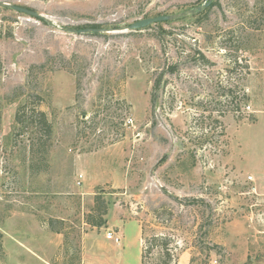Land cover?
Segmentation results:
<instances>
[{
    "label": "rangeland",
    "instance_id": "1",
    "mask_svg": "<svg viewBox=\"0 0 264 264\" xmlns=\"http://www.w3.org/2000/svg\"><path fill=\"white\" fill-rule=\"evenodd\" d=\"M0 1L44 16L0 6V264H117V212L143 264H264V197L236 146L264 109V0Z\"/></svg>",
    "mask_w": 264,
    "mask_h": 264
},
{
    "label": "crops",
    "instance_id": "2",
    "mask_svg": "<svg viewBox=\"0 0 264 264\" xmlns=\"http://www.w3.org/2000/svg\"><path fill=\"white\" fill-rule=\"evenodd\" d=\"M243 127L246 131L243 130L240 132V129ZM237 133L239 135L238 140H236L237 148L240 151L246 150L250 157L247 164L252 170L250 169L248 173L251 174L254 183V192L259 193L264 197V109L255 112L252 121L243 123L242 126H238ZM240 159L243 158L240 156ZM117 214L118 218L115 217V223L112 225L114 234L119 237L115 249L117 264H142L143 246L141 226L136 220L121 219L120 212H117ZM133 227L136 228L139 237L138 246L136 250L132 251L130 244L124 243L123 239H125L124 231L126 229H133Z\"/></svg>",
    "mask_w": 264,
    "mask_h": 264
},
{
    "label": "trees",
    "instance_id": "3",
    "mask_svg": "<svg viewBox=\"0 0 264 264\" xmlns=\"http://www.w3.org/2000/svg\"><path fill=\"white\" fill-rule=\"evenodd\" d=\"M89 26L96 27L97 25H93L92 24V25H89ZM158 85H159V78H158V80L157 79L154 80L153 88L157 87ZM23 107H24V105H20V106L17 107L15 115H14V120L17 123L19 121H22V124H26L28 126H34L36 129L38 128V130L46 132V134L49 136L50 133H51V127H50V123L48 122L45 114L43 112L39 111V112H37V116H38L37 122L33 123L32 120L27 118V120H25L27 122L24 121L25 122L24 123L23 120L20 119L21 115L25 119V116H23V114H21V111H22ZM29 115H30V117H33L35 115L34 114V110H31ZM94 202H95V206L91 210L93 212H89L86 215L85 222L88 223L89 225L95 226V227L104 226L105 222H106V219H105L104 216L106 215V211H107L106 208L107 207H106V202L104 201V197L102 196L101 193L95 194ZM142 257H143V255H142ZM142 260H143V258H142ZM142 264H143V261H142Z\"/></svg>",
    "mask_w": 264,
    "mask_h": 264
},
{
    "label": "water",
    "instance_id": "4",
    "mask_svg": "<svg viewBox=\"0 0 264 264\" xmlns=\"http://www.w3.org/2000/svg\"><path fill=\"white\" fill-rule=\"evenodd\" d=\"M209 2H206L203 4V6H207ZM0 6H4V7H10L13 10H16L18 12L27 14L29 16L35 17V18H40V19H44V16L30 8L24 7V6H19L16 4H10L7 2H1L0 1ZM201 9V6H197L196 10H186L184 12H180V13H176V14H160V15H156L153 17H147V18H142L139 20H136L126 26H121L119 28L113 29V28H95V27H87V28H82V29H70L72 31H77V32H94V33H98V32H108V31H113V30H136V29H141L144 28L152 23H160L163 21H167V20H172V19H176V18H180L182 16H186L188 14H193L196 11H199Z\"/></svg>",
    "mask_w": 264,
    "mask_h": 264
},
{
    "label": "built area",
    "instance_id": "5",
    "mask_svg": "<svg viewBox=\"0 0 264 264\" xmlns=\"http://www.w3.org/2000/svg\"><path fill=\"white\" fill-rule=\"evenodd\" d=\"M81 178V175H79V179ZM115 234L113 232H108L106 233V238L107 239H112L114 240L115 242H118L119 241V237L117 236H114Z\"/></svg>",
    "mask_w": 264,
    "mask_h": 264
}]
</instances>
